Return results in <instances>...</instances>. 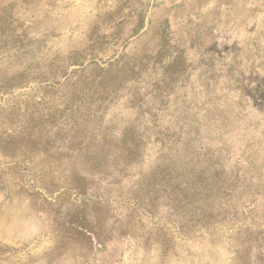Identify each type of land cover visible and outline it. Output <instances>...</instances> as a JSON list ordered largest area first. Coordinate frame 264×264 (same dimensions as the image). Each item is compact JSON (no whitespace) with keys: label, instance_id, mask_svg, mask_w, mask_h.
I'll return each mask as SVG.
<instances>
[{"label":"rangeland","instance_id":"374dc122","mask_svg":"<svg viewBox=\"0 0 264 264\" xmlns=\"http://www.w3.org/2000/svg\"><path fill=\"white\" fill-rule=\"evenodd\" d=\"M0 264H264V0H0Z\"/></svg>","mask_w":264,"mask_h":264}]
</instances>
